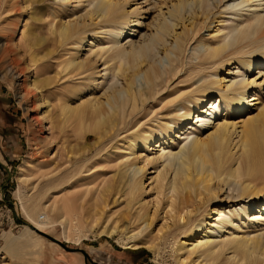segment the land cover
<instances>
[{
  "label": "bare ground",
  "instance_id": "6f19581e",
  "mask_svg": "<svg viewBox=\"0 0 264 264\" xmlns=\"http://www.w3.org/2000/svg\"><path fill=\"white\" fill-rule=\"evenodd\" d=\"M45 1L25 0V3L26 7H31ZM82 2L79 0L77 3ZM87 2L88 10L75 21L64 22L63 18L57 23L54 15L47 23V15L43 17L40 10H33L24 26L21 40L26 47L39 49L33 58V65L38 67V75L43 78L33 80L30 87L36 95L43 94L44 102L35 100L34 109L39 111V108L48 105V95L54 86L58 97L57 105L52 106L55 112L51 124L56 126L62 137L75 138L76 142L83 145L77 156L89 153L88 141L91 137L96 139L95 146L101 145L110 136L121 132L124 126L138 121L140 106L144 109L151 108L148 116L153 115L154 109L159 108L157 110L160 112L155 118H160L163 123L158 125V129L137 133L128 139L127 144L117 149V154L121 157L114 162L119 169L117 168L112 180L123 184L130 202H136L142 208L135 219V222H141L138 232L132 230L126 236L118 238L116 243L124 250H148L158 258L164 257L161 254L169 250L172 253L169 255L170 260L165 262L161 258L166 264H264V228L261 234L252 235L254 225L262 219L257 214L258 208L262 209L264 206V103L260 104V111L255 117L242 120L239 124L218 118L221 109L225 112L238 110L241 113L246 103L247 90L255 83L248 82L246 73L254 70H258L259 74L264 72V0H175L165 14L161 10L153 19L146 34L139 33L137 37L136 28L142 23L139 19L130 21L132 13L126 12L122 0ZM215 2L217 6L215 4L213 8L220 5L227 12H238L233 16H237L239 21L233 25V21L229 23L226 18L221 17L211 39L200 40L204 50L197 56L198 64L189 67V82L200 76L205 79L189 94L177 96L178 92L168 91L169 85L184 71V66L178 65L177 61L185 51V46L194 40L195 34L188 37L186 31H183L176 35L175 28L186 9H189L191 18L199 15L206 22L213 14L211 3ZM220 8L218 15L225 14L224 11L220 12ZM92 26L95 28L91 29L93 32L89 29ZM93 34L95 38L84 58L80 59L79 51L72 54L70 50L74 48L65 50L67 46L77 45L81 52L87 42V35ZM100 34H106L111 40L101 45L98 41ZM125 35L129 41L122 45ZM170 37L176 43V60L171 61L168 69L161 70L153 60V54L161 47L166 55L172 53L165 48ZM64 51L66 54L62 53ZM66 55L70 57L65 58ZM183 61L182 59L181 62ZM100 63L102 70L98 67ZM226 64L237 66L235 69L238 70L232 73L235 76L227 84L223 86L222 80L217 79V70L216 79H209L207 70ZM0 76L7 81L17 80L20 74L18 76L13 66L1 68L0 60ZM141 76L145 87L136 92V79ZM100 88L104 91L98 96L96 92ZM18 91L20 98H24L25 89L19 86ZM215 97L218 101L207 109L206 102ZM192 108L197 109L201 115L188 131L182 130L178 141H172L170 137L179 126L183 122L191 121ZM208 112L212 116L213 130L205 136L207 132L203 127L207 125ZM34 120L42 124L47 121V116L42 115ZM198 124L201 125L197 126ZM159 138H164L165 143L159 147L156 157L150 158L149 149ZM171 145H175L173 150L170 149ZM142 151L146 154L138 155ZM119 160L121 161L118 162ZM24 165L20 177L22 184L27 182L24 171L32 167L31 163ZM149 165L155 166L156 174L150 178L151 191L157 193L158 202L168 192L169 213L173 215L172 225L163 226L156 234L149 231L153 225V219L148 216L149 208L146 204H141L146 194L144 180ZM59 167H56L58 172L61 171ZM64 184L61 181L59 186ZM88 184L81 187L86 189L85 197L91 192L92 183ZM102 184L91 195L95 203H105L109 195L117 190L116 183L109 180H104ZM72 187L73 184L64 194H58L54 199L53 207L58 212H75L79 208L78 203L84 201L85 197L74 195L79 189ZM16 194L23 202L20 190ZM225 194L224 201L232 203L230 210L221 211L218 218L209 223V231H206L203 238L191 243L185 241L183 247L179 248V236H186L195 225L194 218L200 217L199 211L192 209L195 207L193 205L197 204V208L202 210ZM106 207L105 204L100 212L90 218L91 221L83 220V224L87 226L90 223L91 229L99 226ZM33 211L27 218L29 226H25L21 233L17 236H4V246L0 251L10 260L19 258L21 250L29 247L30 241L37 235L36 231H40L36 220L40 213L39 206ZM63 215L65 214L61 217ZM237 218H244L245 221L241 220V223L235 225ZM199 223L193 231L194 234L204 227L202 221ZM117 227L115 225L112 229L104 228L99 236L112 238L118 231ZM67 228L69 229V225ZM240 230L243 232L242 236L238 234ZM169 232L173 235L176 233L171 243ZM80 236L81 232L77 237ZM66 239L67 243L76 241L78 245L82 238L75 240L69 229ZM176 251L179 256H176Z\"/></svg>",
  "mask_w": 264,
  "mask_h": 264
},
{
  "label": "rangeland",
  "instance_id": "374dc122",
  "mask_svg": "<svg viewBox=\"0 0 264 264\" xmlns=\"http://www.w3.org/2000/svg\"><path fill=\"white\" fill-rule=\"evenodd\" d=\"M82 1L83 2L79 4L77 3L79 0H46L42 2V4H35L31 7H26L25 0L0 1L1 68L13 66L18 76L20 74L17 80L8 79L4 81L0 76V163L2 164V166L0 165V250L4 246L5 235L11 234L17 236L23 231L25 226H29L27 218L34 213L33 209L37 206H39L40 213L36 217V220L40 225V231L48 235L45 236L36 231L37 235L30 241L29 247L26 246L21 250V256L19 258L10 260L3 251H0V264H166L165 262L170 260L169 255L172 254L169 250L161 254V256L164 254V257L158 258L148 250H124L116 243V241L119 240L118 238L126 236L129 232H132V230H135V233L138 232L137 229L139 230L141 222L136 221V223L135 219L142 206L140 207V204H136V202H130L131 200L127 197L125 188H123L124 185L112 180V178L115 177L116 171L119 169V167L115 166L114 162L121 157L120 154H117V149L122 148L127 144L128 139L137 133L141 134L149 130L155 131L158 129V125L163 123V120L160 118H155L156 114L160 112H158L159 108L154 109V116H148L151 112V108L146 107L144 109L140 106V110L137 113L138 121H134L132 124H129V126H124L121 132L114 134V136H110L101 144L102 146H95L94 143L96 139L91 137L88 141L90 151L85 156H77L79 149L83 145L76 142L75 138L62 137V135H59L56 126L51 124L55 112L52 106L57 105L58 97V92H54L56 89H54V86L51 87L52 90L48 95V105L39 108V111H35L34 109L35 100H39L43 103L44 99L43 94L39 93L36 95L34 91H32L30 85L33 80L38 78L40 80L43 77L38 75V67L33 65V58H35V54L39 51L38 47L28 48L21 40L23 31L25 30L24 26L27 20L30 19L33 10H40V14L43 17L47 15L45 17L47 23L53 19L54 15L57 17L55 20L57 23L63 18L64 22L75 21L88 10V0ZM122 1L125 3L126 12L132 13L130 21L139 19L142 23V25L136 28L138 32L135 34V37H137L139 33L142 35L146 34L148 25L159 15L160 11L162 10L161 13L165 14L168 7H171L172 2H175V0ZM211 4L212 8L215 4V6H217V2ZM219 8L220 5H218V8H213V14L210 15L209 20L206 22H204V18L199 15L191 18L189 9H186V11H184L185 13L182 14L183 18L179 21V25L176 26L174 34L179 35L183 33V31H186L188 37H191L193 34H195V36L193 38L194 40L192 39L193 41L185 46V51L180 56V60L177 61L178 65L184 66V71L180 72L170 83L169 92H178L176 94L177 96L181 94L186 95V93L189 94L195 87L203 83L205 78L202 76L197 77L193 82H189V71L191 69L189 67L198 64L197 56L204 50L203 45L199 43L200 40L211 39L217 30L218 21L221 20V17L226 18L229 23L233 21V25H236L239 21L237 16H233L238 12H234V14L233 12L223 10L224 8H220V12L224 11L228 14L218 15ZM229 8L230 7H228V9ZM245 9L247 10L248 8ZM196 11L198 12L199 10L196 9ZM29 22L30 21H28V23ZM193 25L194 28H192ZM31 26L30 24V28ZM130 26L133 25L131 24ZM92 27L89 28L90 31L95 30L94 26ZM129 34L130 32L128 35ZM98 37V41L101 45L107 44L111 40L106 34H100ZM125 37L126 35L122 39ZM94 38L95 34L90 36L87 35V42L84 43L85 47L81 52L78 50L77 45L76 47H74V45L73 47L72 45L67 46L65 50L74 48L70 50L71 53L76 54L79 51L80 53L78 52V55L80 59L84 58ZM128 41L129 38H125L122 45L126 44ZM165 46V48L172 53L166 55L161 47L159 48L160 51L157 50L153 54V60L157 62L161 70H165V68L169 67L173 59L176 60L174 53H176L177 47L172 37L168 38V43ZM62 53L66 54L65 51ZM68 56L70 57V55ZM68 56L66 55L65 58H69ZM182 59L184 60L183 63L181 62ZM207 66L209 65H206V67ZM98 67L99 70L103 69L101 63L98 64ZM236 67L237 66H231V64H226L222 67H218L217 65L215 69H209L210 71L207 70V75H209V79L213 81L216 79L215 75L217 70V79L222 80V85L224 86L227 84V81H230L231 77L235 76L232 75V73L238 71L235 69ZM53 69L54 67L52 65V70ZM262 71H264V67H262ZM246 75L249 83H255L247 90L246 103L243 105L242 112L238 113V110L234 112H225L224 109H221L218 118H225L230 123L236 124L242 120L253 118L259 113L260 104L264 103V72L259 74L258 70H254L252 73H246ZM239 79H242V77ZM119 84H121V81H119ZM19 86L23 87L26 92L25 97L22 99L18 91ZM144 87L145 83L143 76H141L136 79V92ZM102 90L104 91L102 88L97 90L96 93L98 96L102 95ZM218 98L220 97L218 96ZM218 98L208 99V102H206V104L208 103L207 109L211 108L212 103L218 101ZM253 99L256 100L253 101ZM192 110L193 115L191 121L183 122V124L179 126L170 137L172 141H178L179 136L183 133L182 130H184V132L188 131V129L196 123V118L201 114L195 108H192ZM42 115L47 116V121L42 122L44 126L34 120V118L41 117ZM206 120L207 125L203 127L204 131L207 132L205 136L213 130L211 113L208 112ZM200 125L201 124H198L197 126ZM235 137L236 135L234 138ZM155 142L156 144L153 143L154 146L152 145L149 149L150 158L156 157V153L160 150L159 147L164 145L165 140L164 138H159L156 139ZM174 148L175 145L170 146V149L173 150ZM145 154L146 153H143V151L138 153V155ZM120 161L121 160L118 162ZM26 163H31L32 167L24 171L23 174L27 182L22 184L20 182V177L23 168H25L24 164ZM57 166H60V172L56 170ZM9 172L11 175L10 180ZM154 172L155 166L149 165L147 167L146 179L144 180L146 194L143 196V201L141 203L142 205L146 204L148 206V216L151 220L153 219L152 228L149 230L152 234H156L163 226H170L173 223L171 220L173 215L169 213L170 202L167 198L169 197L168 192H165V195L161 196L158 202L157 193L151 191L152 185H150V178L156 176ZM60 180L65 184L59 186ZM104 180H109L113 182V184L116 183L115 187L117 190L109 195L105 203H95L92 196L96 192L98 186L100 184L101 186L103 185L102 183ZM88 183H92L93 185H90L91 192L85 197L86 189L81 187ZM72 184L73 187L76 186L75 189H79L74 195L85 197L83 198L84 201L78 203L80 209L78 208L75 212H58L53 207L54 199L58 194H64L67 188ZM55 185L56 187H54ZM19 190L23 202L20 201L16 194ZM225 198L226 194L224 196H219L217 200L206 205L202 210L197 208V204L193 205L195 207L192 209L196 208L199 211L200 217L194 218L196 222L190 229V234L188 232L186 236H179L177 239L179 248H181L185 241L191 243L197 239L203 238L206 231H209V223L214 222L221 211L225 210L227 212L230 210L232 203L230 204L224 201ZM105 204L107 207L104 217L100 222L101 224L91 229L89 223L91 221L90 218L94 217L95 213L100 212ZM177 207H179L178 204ZM239 207H241V205H239ZM62 214H65L63 215L64 217H61ZM257 214H260L262 219L254 225L252 235H259L262 233V229L264 228V206H262V209L258 208ZM89 219V224L85 226L83 222ZM241 220L242 222L245 221L244 218H237L235 225L241 223ZM201 221L204 223V227L198 233L194 234L193 231L195 227L200 224L199 222ZM68 225L72 237L75 240L82 238L81 244L77 245L78 242L76 241H72L71 243L66 242L67 231L69 230L67 228ZM115 225L118 226V231L112 238L99 236L104 228L112 229ZM80 232L82 236L77 237ZM171 234L172 232L168 233L170 243L176 236V233H174V235ZM238 234L242 236L243 232L240 230ZM57 241L62 242L65 247L60 245ZM178 251H176V256H179ZM161 258L165 262H162ZM169 263L171 264V262ZM202 264H206V262H202Z\"/></svg>",
  "mask_w": 264,
  "mask_h": 264
},
{
  "label": "water",
  "instance_id": "95a60500",
  "mask_svg": "<svg viewBox=\"0 0 264 264\" xmlns=\"http://www.w3.org/2000/svg\"><path fill=\"white\" fill-rule=\"evenodd\" d=\"M0 165L2 166V164L0 163ZM11 179V175H10V172H9V180ZM39 233H41V234H43V235H45V236H48L46 233H44V232H41V231H38ZM53 240H56V239H53ZM60 245H62L63 247H65L64 246V244L62 243V242H60V241H57Z\"/></svg>",
  "mask_w": 264,
  "mask_h": 264
}]
</instances>
